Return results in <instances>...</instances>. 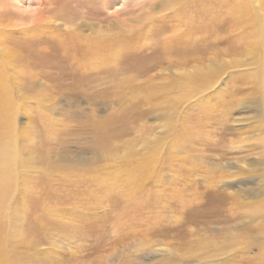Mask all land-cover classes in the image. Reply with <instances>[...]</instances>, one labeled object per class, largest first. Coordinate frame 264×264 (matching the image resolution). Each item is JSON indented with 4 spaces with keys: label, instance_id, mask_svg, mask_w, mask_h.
<instances>
[{
    "label": "rangeland",
    "instance_id": "374dc122",
    "mask_svg": "<svg viewBox=\"0 0 264 264\" xmlns=\"http://www.w3.org/2000/svg\"><path fill=\"white\" fill-rule=\"evenodd\" d=\"M32 1L0 2L9 262L264 264V0Z\"/></svg>",
    "mask_w": 264,
    "mask_h": 264
},
{
    "label": "bare ground",
    "instance_id": "6f19581e",
    "mask_svg": "<svg viewBox=\"0 0 264 264\" xmlns=\"http://www.w3.org/2000/svg\"><path fill=\"white\" fill-rule=\"evenodd\" d=\"M27 1H30V3H34V1H32V0H27ZM36 1H38V3L40 5L37 3V8L35 9L34 13L31 16V18L38 16L37 21L38 22H44L45 21V18L43 17V13L46 12L47 10H49V2H48L49 0H36ZM0 2H1V0H0ZM40 6H41V8H39ZM28 7H30V5ZM0 19L12 22V17L10 15H4L2 11H0ZM27 25H28L27 22H25L22 25V27H26L25 30H27L28 29V26ZM6 27H7V25L4 24V23H2L1 20H0V52L1 53H4L6 51L10 55L11 54V49L8 48V46L6 45V39H5V30H6ZM16 27H17V29H20L21 28V26L19 24L16 25ZM260 34H261L260 43H262V42H264V26H263ZM260 34H258V35L260 36ZM97 45H100V42L99 41L97 42ZM263 45H264V43H263ZM107 48H109V51H110V46H107ZM93 50L96 53L99 52L97 50V48H94ZM117 50L119 51V49H117ZM100 55L101 54H96V56H100ZM117 55H118L117 53H114V56H117ZM108 56H109L108 59L111 58V54H109ZM6 59H7V57H5V68H7L9 66L8 63H7L8 61H6ZM0 67H1V65H0ZM9 90H10V87H6L5 88L4 75L2 73V70L0 69V142H1V144H0L1 147L0 148H5L8 145H11L12 143L15 144L13 142L14 139H13V137H11V134H10L11 131L13 130V125H14L13 122H14L15 102H14V104L12 103V101H14V100L10 98L11 95L9 93ZM189 93H191V92H189ZM13 106H14V108H13ZM7 138H10V139H7ZM11 150L14 152V149H11ZM9 160H10V162L12 161L11 158L8 155H6L5 156V159H4V163H3L2 169L0 171V174L1 175L5 174L4 178L1 177V178H3V180L0 182V191H2V192H0V207H1V204L3 203L4 195L7 193V191L10 188V182H11L12 175H10L11 173L8 172L9 174H7V176H9V178L6 181V178H7L6 177V172H7V170L5 168L6 167V164L9 162ZM258 209L259 208H257V210ZM258 211L261 212L260 210H258ZM205 246H207V245H205ZM236 246H238V245L236 244ZM236 246L233 245V247H236ZM0 264H11L9 262V260H8V256L6 255V252H3V241H2V233H1V231H0Z\"/></svg>",
    "mask_w": 264,
    "mask_h": 264
}]
</instances>
